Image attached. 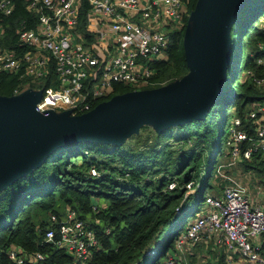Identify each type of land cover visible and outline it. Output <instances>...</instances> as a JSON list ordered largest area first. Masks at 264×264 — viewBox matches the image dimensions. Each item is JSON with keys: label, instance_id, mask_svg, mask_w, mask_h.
I'll return each instance as SVG.
<instances>
[{"label": "trees", "instance_id": "1", "mask_svg": "<svg viewBox=\"0 0 264 264\" xmlns=\"http://www.w3.org/2000/svg\"><path fill=\"white\" fill-rule=\"evenodd\" d=\"M14 4L12 14L1 15L4 33L0 47L22 53L30 47L21 42V30L35 28L40 12L28 8V0H15ZM185 4L184 24L169 34L167 58L152 64V82L141 86L115 83L112 92L97 104L133 89L159 87L190 71L184 35L198 0H185ZM89 8L88 0H83L79 30L87 44L101 51L103 45L97 44L95 31L88 27ZM263 16L264 0H251L240 11L237 54L229 65L231 75L224 83V92L204 118L162 131L144 124L121 145L95 141L67 143L55 149L38 168L1 190L0 264L13 263L9 253L14 247L25 255L42 252L43 264H72L74 256L70 251L46 241V231L57 228L54 216L60 220L71 209L96 231L100 242L82 264H165L161 256L166 255L169 242L188 216L206 200L205 192L210 189L214 190L213 195L222 193L225 181L218 175L217 167L225 158L230 160L226 140L233 118L241 117L243 128L254 132L247 112L252 102H264V86H257L244 73L252 69L264 75V64L257 61L264 56ZM31 78L0 71V95L13 96L28 85L39 89L59 85L54 68L37 82L30 83ZM93 167L99 175L91 174ZM236 167L245 173L259 174L264 182V150L226 171L233 175ZM172 183L175 185L171 187ZM199 186L201 194L196 196ZM101 199L106 203L102 204ZM205 238L190 245L194 247L192 253L183 256L184 251L178 249L183 263L229 264L225 246L215 243L214 238L205 246ZM161 245L163 248L159 249ZM202 247H207V253H203V261H198L194 250ZM188 255L190 260L185 261Z\"/></svg>", "mask_w": 264, "mask_h": 264}, {"label": "built area", "instance_id": "2", "mask_svg": "<svg viewBox=\"0 0 264 264\" xmlns=\"http://www.w3.org/2000/svg\"><path fill=\"white\" fill-rule=\"evenodd\" d=\"M14 1L0 0V36L4 33L1 15L13 13ZM82 2L28 0V8L40 12L38 25L20 33L21 42L30 48L18 53L0 47V71L39 80L54 68L59 85L43 89L36 103L39 112L70 109L72 114H80L108 96L115 83L152 82V64L167 58L169 34L184 24L187 15L185 0H88V27L95 31L97 44L104 45L101 51L112 45L110 53L102 56L98 48L85 42L79 30ZM257 61L264 64V56ZM244 77L264 86V75L252 69H247ZM247 117L254 124L252 133L243 128L241 117H234L229 125L226 145L230 160L217 167L218 175L225 181L222 193L206 197L208 209L190 225L178 246L183 249L187 241L198 242L204 234L217 235L223 237L231 253L239 254L238 264H264V254L255 244L264 237V204L254 202L247 185L226 171L264 150V102H252ZM91 174L97 176L99 172L93 167ZM54 218L57 228L46 231V241L70 251L74 256L72 264L84 263L100 245L96 231L74 209L60 220ZM9 257L12 264H43L45 260L42 252L25 255L16 247L10 250ZM164 263L183 264L174 255Z\"/></svg>", "mask_w": 264, "mask_h": 264}, {"label": "water", "instance_id": "3", "mask_svg": "<svg viewBox=\"0 0 264 264\" xmlns=\"http://www.w3.org/2000/svg\"><path fill=\"white\" fill-rule=\"evenodd\" d=\"M250 1L198 0L184 35L190 71L159 87L115 94L80 114H72L70 109L39 112L36 103L43 89L0 95V191L67 143L121 145L144 124L162 131L204 118L224 92L232 60L233 26Z\"/></svg>", "mask_w": 264, "mask_h": 264}, {"label": "rangeland", "instance_id": "4", "mask_svg": "<svg viewBox=\"0 0 264 264\" xmlns=\"http://www.w3.org/2000/svg\"><path fill=\"white\" fill-rule=\"evenodd\" d=\"M261 23L262 24H264V16L261 18ZM238 24H239V20H237V22L234 24V26H233V44H232V46H233V49H232V59H233V62L235 61L234 59L236 58L235 56H234V54L236 53V50H237V48H238V36H237V30H238ZM101 55H102V53H101ZM235 58H234V57ZM230 75H231V71H230V69H229V77H230ZM28 77V76H27ZM33 79V80H32ZM30 83L31 82H37V80H35L34 78H31L30 79V81H29ZM166 84V83H165ZM228 84H229V86H228ZM142 84H139V86H141ZM29 86V85H28ZM27 86V88H24V89H22V90H20V91H18L17 92V94H21V93H23L24 91H26V90H33V91H35V92H38L39 90H41V89H39V88H30V87H28ZM230 88H231V83H230V81H229V83H227V89H229L230 90ZM42 89H44V88H42ZM223 116H222V114H221V116H220V119H221V121L223 120V118H222ZM151 128L152 129H154L155 128V126L153 125V124H151ZM139 130H140V128H139ZM139 132V131H138ZM228 161V158H225V162H227ZM240 169V167H236V168H234L233 169V171L234 172H236L235 174H233V175H235L238 179H240V180H242L243 182H245V183H248V185H250L251 186V190L253 189V190H256L257 192H255V191H251V193H253V195H254V198L255 199H257V198H261V197H264L259 191L260 190H262L263 189V183L264 182H262V178H261V176L259 175V174H251V173H245V171L243 170V169H241V170H239ZM238 170V171H237ZM242 172H244V173H242ZM248 172V171H247ZM249 176H250V178L252 179L251 181L249 180ZM264 179V178H263ZM200 184H202V181H201V183ZM190 190H194V187H190ZM214 191V190H213ZM212 190H207L206 192H205V196L207 197V196H209V195H213V192ZM201 191H200V186L199 187H197V192H196V196H199V194H201L200 193ZM100 201H102V199L100 200ZM106 202L103 200L102 201V204H105ZM208 209V205H207V203H206V200L204 199L202 202H201V204H200V206H199V208L194 212V213H192L188 218H187V220L184 222V224H183V226L181 227V228H179V230L175 233V236H174V238L169 242V245H168V247L166 248V255L163 257V256H161L162 258V261H164L165 259H166V256H170V255H174V256H177V255H181V253L179 252V250H178V248H179V246H178V243H179V241L184 237V235L187 233V230H188V228L190 227V225L193 223V222H195L197 219H198V217L200 216V215H202L206 210ZM209 235V234H208ZM210 236V235H209ZM208 236V237H209ZM205 238V237H204ZM203 238V239H204ZM205 240L206 241H204L203 240V243L204 242H206L205 243V246H207L209 243H210V239L209 238H205ZM201 242V241H200ZM221 242L224 244V240L223 239H221ZM163 245H164V243H163ZM163 245H161L160 246V248L159 249H162L163 248ZM191 244H188L187 245V243L186 244H184V249H183V251H184V253H183V256H184V254L187 252V254L188 253H192L193 251V248L194 247H192V246H190ZM206 248L207 247H205V248H198L197 250H194V255L196 256V258H197V260L198 261H200V260H202L203 261V253L205 252V250H206ZM204 250V251H203ZM205 253H207V252H205ZM185 258V257H184ZM187 260H190V255H188V257H187V259L185 260V261H187ZM184 264V263H183ZM185 264H188V263H185Z\"/></svg>", "mask_w": 264, "mask_h": 264}, {"label": "crops", "instance_id": "5", "mask_svg": "<svg viewBox=\"0 0 264 264\" xmlns=\"http://www.w3.org/2000/svg\"><path fill=\"white\" fill-rule=\"evenodd\" d=\"M103 48H104V45H103ZM112 50V45H109V47H107L104 51H101V53H107V54H109L110 53V51ZM107 54H106V56H107ZM104 56H105V54H104ZM237 178V177H236ZM249 180L251 181L252 179L250 178V176H249ZM242 181V180H241ZM243 182V181H242ZM243 183H245V182H243ZM245 185H247V187H248V190H249V193H250V197L252 198V200L254 201V202H256V203H263L264 204V197H261V198H257V199H255L254 198V195H253V193H251V191L253 190H251V186L250 185H248V183H245ZM253 191H255V192H257L256 190H253ZM263 196H264V183H263V189L262 190H260L259 191ZM209 236V235H208ZM221 237V236H220ZM207 238H209L210 240H211V238H214V241H215V243H219L220 245H224L225 246V249H226V251H227V253H228V255H227V261H228V263L229 264H238L239 263V261H240V256H239V254L238 253H231L228 249H227V247H226V243L224 242V244L221 242V239L220 238H218L217 237V235L215 236V235H210L209 237H207ZM206 238V239H207ZM222 239H223V237H221ZM203 239V238H202ZM201 239V240H202ZM219 239H220V241H219ZM187 243V245L188 244H191L190 242H186ZM255 244L256 245H258L259 246V251H260V253L261 254H264V237H261V238H259L257 241H255ZM180 251H183V249H181L180 247L178 248ZM168 256H166V258H167ZM177 257H179L180 259H181V255H177ZM181 261H182V259H181ZM182 263H183V261H182Z\"/></svg>", "mask_w": 264, "mask_h": 264}]
</instances>
